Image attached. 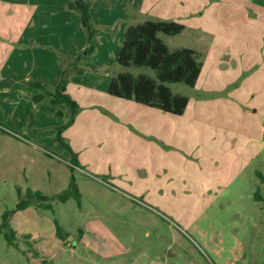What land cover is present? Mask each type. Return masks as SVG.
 Instances as JSON below:
<instances>
[{"label": "rangeland", "instance_id": "1", "mask_svg": "<svg viewBox=\"0 0 264 264\" xmlns=\"http://www.w3.org/2000/svg\"><path fill=\"white\" fill-rule=\"evenodd\" d=\"M122 1L130 14L139 6ZM134 15L181 24L158 37L199 54L194 86L168 85L187 98L183 114L109 96L103 75L81 64L94 54L85 48L73 56L82 73L64 78L74 115L37 82L20 112L0 103V224L13 211L17 245L0 235V264H264V0H145ZM52 50L60 79L68 58ZM119 70L115 62L108 73ZM71 180L80 206L70 198L14 211L18 189L52 198ZM54 219L69 233L64 244Z\"/></svg>", "mask_w": 264, "mask_h": 264}, {"label": "crops", "instance_id": "2", "mask_svg": "<svg viewBox=\"0 0 264 264\" xmlns=\"http://www.w3.org/2000/svg\"><path fill=\"white\" fill-rule=\"evenodd\" d=\"M70 1L0 0V103L13 101L14 110L20 112L23 98L36 94L28 84L37 82L52 87L57 84L59 70L52 49L73 57L85 48L79 16L66 9ZM101 1L93 2L90 15L97 27L110 26V29L96 34L94 54L90 61L84 57L81 64L87 70H95L93 78L103 75L100 86L107 90L111 78L108 68L116 62L124 30L127 25L136 24L132 15L139 12L145 0H137L139 6L131 14L127 9L129 1ZM71 80L73 83L76 78ZM66 92L73 99L68 86Z\"/></svg>", "mask_w": 264, "mask_h": 264}, {"label": "trees", "instance_id": "3", "mask_svg": "<svg viewBox=\"0 0 264 264\" xmlns=\"http://www.w3.org/2000/svg\"><path fill=\"white\" fill-rule=\"evenodd\" d=\"M92 1L71 0L66 6V9L78 14L80 28L86 32L87 45L83 55L91 54L94 51L91 42L97 34V29H95L90 15ZM182 30L183 26L179 23L158 19H147L140 23L127 25L116 58V64L120 70L111 76L107 86V94L111 97L157 109L172 116L183 114L187 106V98L172 93L168 85L182 83L187 87H193L201 70L199 54L189 48L170 50L158 37L159 34L169 37L175 36ZM66 57L68 58L66 69L61 73L58 84L52 87L50 95L51 102L67 105L71 115H74L78 105L66 94L65 72L71 70L81 74L84 68L77 67L74 57ZM132 68L149 69L154 76L152 77L146 72L133 74L130 71ZM56 138L62 143L59 135ZM256 176L259 183L264 185V174L258 172ZM17 194L18 201L14 211L24 210L31 206L37 209L53 210L54 201L63 203L70 198H73L80 206L81 196L73 180L66 190L52 198L31 189H27L24 195L18 189ZM256 199L261 198L256 196ZM12 213L13 211L2 214L0 235L3 236L8 246L16 248V232L9 225V217ZM53 222L55 235L64 244L69 233L64 231L55 219ZM24 238L28 239V236ZM33 255L38 257L39 253L34 251Z\"/></svg>", "mask_w": 264, "mask_h": 264}]
</instances>
